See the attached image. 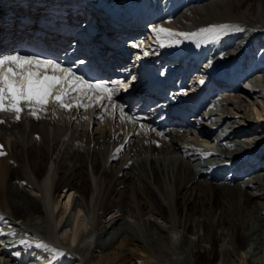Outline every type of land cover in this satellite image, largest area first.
<instances>
[{
    "label": "bare ground",
    "instance_id": "obj_1",
    "mask_svg": "<svg viewBox=\"0 0 264 264\" xmlns=\"http://www.w3.org/2000/svg\"><path fill=\"white\" fill-rule=\"evenodd\" d=\"M144 1L155 10L148 29L136 20L112 31L143 59L144 70L113 97L137 124L118 113L100 120L96 107L61 111L58 119L25 113L20 122L0 114L7 121L0 124L7 153L0 156L1 222L32 233L22 239L28 245L0 237L1 264L50 262L40 242L65 253L57 264H159L149 240L169 264H264V0ZM75 2L85 8L82 0L68 3ZM5 7L0 0V26ZM224 23L242 30L171 50L158 47L150 29L196 32ZM2 47L10 49L0 39ZM176 50H203L207 60L166 56ZM243 67L251 69L245 85L219 77L224 68L242 75ZM139 101L150 105L141 110ZM214 151L228 163L209 166ZM132 185L141 217L128 201ZM119 189V200L108 203ZM117 237L120 250L112 253Z\"/></svg>",
    "mask_w": 264,
    "mask_h": 264
},
{
    "label": "snow or ice",
    "instance_id": "obj_2",
    "mask_svg": "<svg viewBox=\"0 0 264 264\" xmlns=\"http://www.w3.org/2000/svg\"><path fill=\"white\" fill-rule=\"evenodd\" d=\"M233 30L242 29L228 23L213 24L196 32H177L162 25L151 29L156 38L155 43L160 48L180 45L183 41L214 42ZM143 43L141 41L133 47L142 48ZM143 54L150 53L145 51ZM122 86L120 81L110 84L95 78L85 79L84 76L78 75L74 68L65 67L60 62L40 55L13 53L0 56V114H11L16 122H20L25 113L31 118L40 120L46 118L51 112L53 118L58 119L61 111L70 113L75 109L79 113L81 110L87 112L89 108L96 107L100 109L98 116L100 120H103L106 115L115 116L118 113L121 121L137 124L138 117L128 115L120 104L113 102L116 91ZM72 118L75 119V117ZM82 118L88 119L86 115ZM6 122L5 119L0 118V124ZM138 126L142 131H154L146 129L142 123ZM136 134L139 135V133ZM160 135L163 134L160 133ZM123 147L124 144H121L116 152L119 153ZM6 154L4 146L0 144V156ZM0 221H4L3 216H0ZM0 235L14 236L15 233L0 231ZM19 243L28 245L31 242L20 240ZM37 246L48 250L52 255L50 264H57L59 257L65 255L62 250L43 242ZM15 255L19 256L20 253L16 252Z\"/></svg>",
    "mask_w": 264,
    "mask_h": 264
},
{
    "label": "rangeland",
    "instance_id": "obj_3",
    "mask_svg": "<svg viewBox=\"0 0 264 264\" xmlns=\"http://www.w3.org/2000/svg\"><path fill=\"white\" fill-rule=\"evenodd\" d=\"M224 61H222L221 63H223ZM242 84V83H241ZM215 102V100L213 99L212 100V103H214ZM218 103V102H217ZM216 105H219V104H216ZM217 128L219 129V126H217ZM224 128V127H223ZM221 130V129H220ZM264 140V139H263ZM259 141H262V140H259ZM215 152V151H214ZM207 156H204V158H206ZM220 156L217 154H212V155H210L209 157H207V159L209 158V162H208V164H209V166H210V164H213V163H215L217 160H219V159H217V158H219ZM52 162H50L49 163V165H48V168H51V164ZM89 169H91V164L89 165ZM123 190H125L124 189V187H123ZM122 189H119V191H117L116 193H114V194H111L110 196H109V199L107 200V202L108 203H111V202H115V201H118L119 200V194L118 193H120V192H122L123 191ZM133 191H134V185H132V186H130V189L127 191V193H129L128 194V196H129V200L128 201H130L131 202V204L133 205V206H135V210L138 212V215H140V217H141V213H140V209H139V207H138V201H137V198H136V196H135V193H133ZM127 201V202H128ZM142 222V221H141ZM143 223V222H142ZM4 224H3V222H1L0 221V231H2L3 233H9V232H14L15 233V235L13 236V235H3L4 236V238H6L7 240L6 241H13L14 239L15 240H22V239H25L27 236H30L31 234L30 233H27V231H20V230H13L12 228H8L6 225V228H5V226H3ZM3 227V228H2ZM142 228H143V230L145 231L146 229H145V226H144V224H142ZM6 236V237H5ZM10 239V240H9ZM122 239V238H121ZM115 241L116 242H114V244H113V247H114V249L112 250V248L110 249V251L113 253H116L117 251H119L120 250V248L118 247V243L120 242V239L117 237V238H115ZM146 243V245L151 249V251H152V257H151V259H153L154 261H156V262H158L159 264L161 263V264H169V263H167V262H162V261H160V258H159V255L154 251V249L152 248V245L150 244V240H149V242H145ZM229 247H231V245L229 244L228 245ZM132 247V249H131V251L132 252H134V254L135 255H137V256H145L144 254H142V252H138V251H136L134 248H133V246H131ZM116 251V252H115ZM128 250H124L123 252H122V255H124V254H126V253H128L127 252ZM130 253V252H129ZM94 254H97V252H95ZM141 256V257H142ZM248 256H250V255H248ZM253 258H255V259H257L256 257H254L253 256ZM50 259H52V257H50ZM2 260V259H1ZM95 260V261H94ZM96 258L95 259H93V261L91 262V264H100V263H96ZM46 264H50V262H48V263H46Z\"/></svg>",
    "mask_w": 264,
    "mask_h": 264
}]
</instances>
